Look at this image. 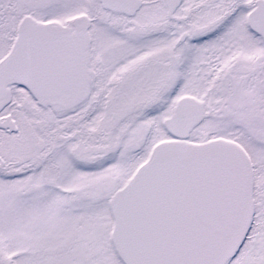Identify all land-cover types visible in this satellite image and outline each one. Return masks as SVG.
Listing matches in <instances>:
<instances>
[{
    "label": "snow or ice",
    "instance_id": "6c2138e0",
    "mask_svg": "<svg viewBox=\"0 0 264 264\" xmlns=\"http://www.w3.org/2000/svg\"><path fill=\"white\" fill-rule=\"evenodd\" d=\"M0 264H264V0H0Z\"/></svg>",
    "mask_w": 264,
    "mask_h": 264
}]
</instances>
